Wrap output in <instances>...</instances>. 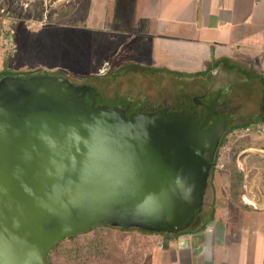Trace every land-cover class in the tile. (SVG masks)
<instances>
[{"label": "water", "instance_id": "obj_1", "mask_svg": "<svg viewBox=\"0 0 264 264\" xmlns=\"http://www.w3.org/2000/svg\"><path fill=\"white\" fill-rule=\"evenodd\" d=\"M95 89L48 71L0 77V264H49L102 225L180 234L202 213L226 122L128 114Z\"/></svg>", "mask_w": 264, "mask_h": 264}, {"label": "rangeland", "instance_id": "obj_2", "mask_svg": "<svg viewBox=\"0 0 264 264\" xmlns=\"http://www.w3.org/2000/svg\"><path fill=\"white\" fill-rule=\"evenodd\" d=\"M85 11L86 0H0L4 30L0 77L6 73L27 77L48 71L61 73L75 81H92L111 97L131 98L146 104L163 103L167 98V102L176 103L186 84L174 74L170 77L163 74L149 75L146 70L167 69L177 72L174 68H178L183 70L179 71L181 74H193L197 69V58L159 53L150 57L149 52L139 48L136 42H126L127 36L117 35L116 32L87 31L84 28ZM3 61H6L5 64ZM207 67L205 73L210 74V77L212 75L216 86L223 87L233 80V74L215 71L209 64ZM185 68L192 70L184 71ZM241 69L244 70V66ZM241 77L240 74L236 75L238 80ZM256 85L255 82L240 85V97L252 112L256 111L260 103L261 87ZM187 87L189 90L195 89L192 85ZM117 99L122 100L115 98L108 102L114 103ZM245 109L243 111L246 112ZM260 123L256 124L258 126L253 131L248 132L243 125L223 138L210 176L207 199L216 193L217 196H224L222 203L230 202L231 172L248 170L247 158L264 152L261 148L243 149L249 144L255 145L256 141L260 142ZM261 160L257 159L256 162L259 164ZM165 237L162 233L137 227L125 229L102 225L77 235L73 240L65 239L62 246L51 253V263L155 264L156 252L161 251L159 247L164 245ZM89 241H97L100 255L87 251V247H84L85 254L81 258L70 255V249L88 244Z\"/></svg>", "mask_w": 264, "mask_h": 264}, {"label": "crops", "instance_id": "obj_3", "mask_svg": "<svg viewBox=\"0 0 264 264\" xmlns=\"http://www.w3.org/2000/svg\"><path fill=\"white\" fill-rule=\"evenodd\" d=\"M84 16L87 31L127 36L126 42H136L150 57L197 58L196 72L209 64L233 74L234 83L248 76L261 91L255 112L244 103L251 114L247 126L253 131L261 122L262 131L259 145L248 148L264 149V0H86ZM2 23L0 17V60ZM252 157L244 184H250L258 205L242 206V194L222 203L224 196L212 193L191 229L167 237L155 264H264V152Z\"/></svg>", "mask_w": 264, "mask_h": 264}, {"label": "flooded vegetation", "instance_id": "obj_4", "mask_svg": "<svg viewBox=\"0 0 264 264\" xmlns=\"http://www.w3.org/2000/svg\"><path fill=\"white\" fill-rule=\"evenodd\" d=\"M152 71V72H151ZM146 70L147 74L151 75H160L163 74L165 77H170V75L176 76L178 79L182 80L186 86L184 89L180 91V94L177 97L176 103L167 102V98L163 103H150L146 104L141 102V100L136 101L134 99H124L120 96L111 97L107 94L106 90L100 89L97 87L92 81L89 80H82V81H75V84H87L92 87H95V91L92 93V96L96 97V104H108V105H115V104H125L130 105V110L128 114L132 112H153L157 111L162 108H167L169 111H180L182 109H187L190 111H197L201 119H203L206 114L211 111L213 112L212 119L210 123L206 126L209 127L213 125L216 121H225L226 122V130L223 134L222 140L227 134L235 131L236 129L242 127L243 125H247L248 119L251 114L245 113L244 110V102L241 99V94L238 92L241 91L240 85H246L247 83L251 82L250 78L246 76L245 80L241 83H234L232 80L231 82H227V84L223 87L216 86L215 81H213V77L208 73L202 71L194 72L193 74H186V73H176L165 70ZM119 72V71H118ZM115 72V73H118ZM130 72V71H129ZM45 73V72H44ZM39 74V73H36ZM62 75L59 73H53ZM145 75V74H144ZM211 78V79H210ZM188 86L192 85L195 86V89L189 90ZM120 98L122 100H118L114 103H110L108 101H112V99ZM86 101L92 103L89 94L86 95ZM258 116V115H255ZM260 118V116H258ZM248 126H246V129ZM221 146V145H220ZM197 221V220H196ZM196 223V222H195ZM194 223V225H195ZM193 225V226H194Z\"/></svg>", "mask_w": 264, "mask_h": 264}, {"label": "trees", "instance_id": "obj_5", "mask_svg": "<svg viewBox=\"0 0 264 264\" xmlns=\"http://www.w3.org/2000/svg\"><path fill=\"white\" fill-rule=\"evenodd\" d=\"M172 72H175V71H172ZM176 73H179V72L177 71ZM6 74H9V73H6ZM59 74H61V73H59ZM245 126H247V125H245ZM255 143H256L255 144L256 146L259 145V142H255ZM252 146H253L252 144H249L248 147H252ZM248 147H244L243 149H246ZM217 158H218V156L216 157V160H217ZM230 183H231V189H232L231 192H232V195L237 200L238 195H241L242 192H243V190H244V175H243V173L240 172L239 170H235V171L231 172V175H230ZM239 202H240V204L242 206L249 207V205L246 204V203H244L242 200H239ZM162 234L164 236L166 235V237H165L166 239L164 241V246H165V245H167V240H168L167 237H169L170 234H168V233H162ZM76 237H77V235H74V236L68 237L67 239L73 240ZM61 246H62V242L59 243L57 246H55L51 250V252H50V254L48 255V258H47V261H48L49 264H52L51 263V253L57 251ZM84 247H87V251H91L92 253H94L96 255H100L101 254L100 251H98L99 245L97 244V241L96 242L95 241H89L88 244H81L78 248H72V249H70L69 250L70 251V255L71 256L75 255L76 258H81L85 254V252H83ZM86 253L89 254L90 252H86Z\"/></svg>", "mask_w": 264, "mask_h": 264}, {"label": "built area", "instance_id": "obj_6", "mask_svg": "<svg viewBox=\"0 0 264 264\" xmlns=\"http://www.w3.org/2000/svg\"><path fill=\"white\" fill-rule=\"evenodd\" d=\"M247 131H250V128H247ZM262 151L259 153H256V155L254 156L255 158H257L258 155H261ZM242 172V171H241ZM243 175H244V182H246L248 180V178L250 179L251 176V171L250 170H243ZM245 185V184H244ZM244 194L242 195V199L244 201V203L248 204V205H253L254 207L258 205L257 201L254 199V196L252 195V187H250V184L245 185L244 186Z\"/></svg>", "mask_w": 264, "mask_h": 264}]
</instances>
